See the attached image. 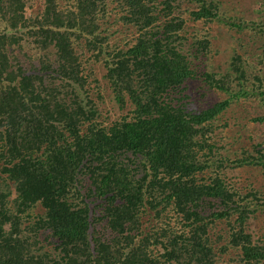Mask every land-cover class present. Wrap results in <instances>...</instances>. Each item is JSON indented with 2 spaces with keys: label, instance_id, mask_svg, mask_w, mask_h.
Segmentation results:
<instances>
[{
  "label": "trees",
  "instance_id": "obj_1",
  "mask_svg": "<svg viewBox=\"0 0 264 264\" xmlns=\"http://www.w3.org/2000/svg\"><path fill=\"white\" fill-rule=\"evenodd\" d=\"M60 1L45 0L41 19H31L25 0H0V264H223L218 253L230 250L234 264H264V240L249 228L254 213L216 159L230 160L205 140L242 92L192 68L184 21L173 15L181 0H116L136 37L104 58L117 103L131 106L109 125L81 99L90 89L76 55V47L104 54L107 0H65L74 11ZM195 2L194 21L219 16L215 1ZM31 40L39 68L27 57ZM191 49L208 54V38ZM237 64L232 58L244 77ZM198 79L231 99L195 105L184 92ZM242 151L236 166L264 168L261 144ZM36 208L43 214L31 221ZM151 213H171L174 223L144 233L142 215ZM41 239L51 250L37 248Z\"/></svg>",
  "mask_w": 264,
  "mask_h": 264
},
{
  "label": "rangeland",
  "instance_id": "obj_2",
  "mask_svg": "<svg viewBox=\"0 0 264 264\" xmlns=\"http://www.w3.org/2000/svg\"><path fill=\"white\" fill-rule=\"evenodd\" d=\"M218 3V14L216 19L209 21H194L192 13L198 11L195 0H181L178 9L174 10V17L184 21L183 31L180 33L183 40V51L188 55L192 62V68L200 72H213L220 76H226L225 83L232 86L242 95L238 99H231L229 95L221 91L209 90L202 81L190 80L186 83L184 94L189 101L195 105L198 100H203L209 106L213 103L223 102L231 99V106L227 108L216 120L211 122L213 131L206 135L208 144L214 146V153L228 158L230 161L221 162V173L225 177L228 187L233 186L241 195L246 204L251 208L254 215L249 221V228L255 237L264 240V207L260 203L259 194H264V168L255 166H236L235 161L243 156V149H251L254 144H261L264 147V0H213ZM61 7L74 11L65 0H61ZM109 19L103 26L108 32V45L103 46L101 57H94L97 50L88 52L85 48L76 47V55L79 56L80 72L88 82L90 89L89 98H85L81 92V99H90L94 106L99 109L101 121L109 125L119 115L129 112L121 110L117 103L110 81L106 77L107 67L104 62L106 54L111 50H128L134 45L136 28L124 21L125 9L116 0H107ZM45 0H25V14L27 18L41 19L44 10ZM126 24H125V23ZM233 25H235L233 27ZM208 38L210 49L209 53L196 56L193 46ZM26 47L27 57L33 59V64L39 68L37 61V50L34 47V40L28 41ZM193 45V46H192ZM115 46V48H114ZM191 46V47H190ZM192 48V56L189 50ZM55 50L51 48L49 54L54 60ZM238 58L239 67L244 69L245 76L239 77L231 65L232 58ZM110 59V57L108 58ZM22 64L28 61L26 57H21ZM91 87V88H90ZM202 95L204 98L202 99ZM195 105L189 103V110ZM198 107V106H197ZM199 108V107H198ZM128 156V155H127ZM125 156V158L127 157ZM123 159V158H122ZM214 161V160H213ZM217 163L216 161H214ZM137 160L131 163L135 168ZM134 165V166H133ZM215 170L208 169L205 176H213ZM231 184V185H230ZM233 184V185H232ZM34 221L35 217L42 215V209H32L30 212ZM141 230L146 233H153L158 228H165L163 222L173 224L174 220L171 213H165L156 218L151 215H142ZM25 217L24 224H26ZM171 221V223H169ZM228 231L222 225L218 233ZM223 245L221 241L218 245ZM47 248L44 239L39 241L37 248ZM35 253H38L34 250ZM223 264H234L232 259L236 252L230 250L227 253L219 251Z\"/></svg>",
  "mask_w": 264,
  "mask_h": 264
}]
</instances>
